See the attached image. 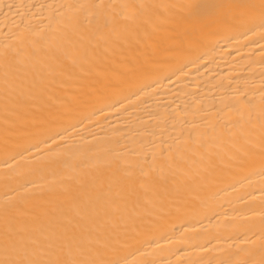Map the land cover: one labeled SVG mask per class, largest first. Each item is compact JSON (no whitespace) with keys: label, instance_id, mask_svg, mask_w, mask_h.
<instances>
[{"label":"bare ground","instance_id":"6f19581e","mask_svg":"<svg viewBox=\"0 0 264 264\" xmlns=\"http://www.w3.org/2000/svg\"><path fill=\"white\" fill-rule=\"evenodd\" d=\"M0 264H264V0H0Z\"/></svg>","mask_w":264,"mask_h":264}]
</instances>
